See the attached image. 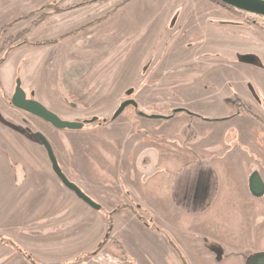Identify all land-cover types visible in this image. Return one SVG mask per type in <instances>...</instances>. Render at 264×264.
<instances>
[{
    "label": "rangeland",
    "instance_id": "rangeland-1",
    "mask_svg": "<svg viewBox=\"0 0 264 264\" xmlns=\"http://www.w3.org/2000/svg\"><path fill=\"white\" fill-rule=\"evenodd\" d=\"M33 1L0 0V24L50 2L63 6L77 0ZM120 2L112 0L52 15L0 63V89L4 92L7 86L14 89L21 78L28 97L42 101L62 118L86 121L97 117L95 121L86 122L79 130L58 129L30 114L15 119L1 104L0 121L27 126L31 134L43 132L71 180L103 204V209L123 206L121 212L113 214L116 227L99 253L76 264H131L123 249L135 264H248L250 257L245 258L250 251L264 249V198L253 197L248 175L258 170L264 177V128L257 137L256 130L250 134L249 144L239 138L227 140L228 154L222 158L213 156L210 151L214 148L204 145L202 157L194 163L187 152L163 150L159 146L163 140H158L164 138L169 146L178 143L181 150L190 149L188 143L193 141L197 149L201 143L198 139L208 142L210 134L224 138L223 129L230 123L209 125L199 120L197 139L189 129L177 135L180 116L170 130L166 125L171 122L146 119L132 105L116 119L112 117L128 98L137 100L139 109L147 113L170 115L175 107L189 106L209 118L226 114L242 103V108L264 115V51L247 49L253 48L252 40L262 42L264 17L233 13L211 0H130L116 8ZM44 12L53 13V9L42 10L37 16ZM24 21L16 23L10 33L29 28L31 20L26 25ZM237 32L241 36L237 37ZM44 41L49 42L34 45ZM237 44L238 49H234ZM179 87L194 90L188 94ZM0 135V148L10 146L14 157L38 164L41 175H56L39 141L7 126ZM19 137L31 140L32 146L25 149L21 146L25 141ZM152 162L157 163L158 170ZM17 165L21 169V164ZM197 172L204 174L202 187L194 182ZM143 175L154 176L145 182ZM207 183L215 185L210 196ZM96 184L110 187L98 190ZM119 184L122 188L113 187ZM67 191L63 202H52L74 206L65 217L73 219L76 226L72 224V238H67L60 249L70 258L95 249L106 236L108 222L102 211L68 187ZM208 199L216 201V208L200 217L193 215L191 210L197 203ZM38 202L35 198L32 203ZM32 215L22 214L18 227L10 230L12 234L7 231L0 236L28 240L20 226ZM204 244L209 251L217 249L216 253L204 251ZM32 247L36 253L26 249L34 254L40 251ZM230 249L241 250L237 254Z\"/></svg>",
    "mask_w": 264,
    "mask_h": 264
},
{
    "label": "crops",
    "instance_id": "crops-1",
    "mask_svg": "<svg viewBox=\"0 0 264 264\" xmlns=\"http://www.w3.org/2000/svg\"><path fill=\"white\" fill-rule=\"evenodd\" d=\"M35 2H37V1L34 0L31 3H35ZM24 22L26 25V21H24ZM1 27H2V23L0 24V28ZM232 32L233 31H231V33ZM235 33L236 32L234 31L233 36L236 35ZM237 33L239 34V35H237V37L241 36V34L239 32H237ZM262 38H263L262 42L252 40L251 42L253 44V46H252L253 48H247V49L259 48L260 50L264 51V44H263L264 43V37H262ZM238 45L239 44H237V46H235V47L233 45L232 47L234 49L235 48L238 49ZM254 55L257 56L258 54L254 53ZM250 57H252V56H250ZM254 59L256 60L257 58L254 57ZM23 66H25V64ZM195 82L196 81L192 82L191 84H193ZM27 85L30 87L32 84H30V82L27 81ZM10 86H11V84H9V87ZM7 87H5V93H7L8 97H11L13 95V94H11V91L13 90V93H14L15 87H14V89H13V86L10 89H8ZM185 89L188 90V94L191 93L192 90H194L193 87H187V88L179 87V90L183 91ZM41 99H43V98H41ZM0 104L3 107H6L9 110V112L12 114L11 116L14 117L15 119H17V116H19V117L23 116L21 114H23L24 111L16 108L8 100L0 98ZM235 110L236 109L231 110V111L227 112L226 114H223L220 116H209V119H200L199 117H192L189 115L184 116L183 114H181V115L177 114L174 117L165 119L164 122H171L170 124L166 125V127H168V130H170V128H173V126L175 125L176 119L180 116L181 120H179V121H181V123L179 125L177 135H179L180 131H183L185 129H189L188 131H193L197 135V133H198L197 132V125H201V122H203V121H207L209 125H211V124L219 125V124H223V123H230V126L227 129H223L225 132L224 133L225 136H223L224 138L220 137V139H216L215 135L211 137L210 136L211 134H210L209 138H208V139H210V141H208V142L203 141L202 138L199 139L198 142H201L202 144L197 143V149H195L194 151H191V146H189L190 149H185V150L182 149L181 150V146L178 143L176 145L175 142H171L172 144L170 145L171 146L170 147L167 144L168 142H164V140H165L164 138H162L161 140H158L159 142H161L163 140L162 144H160L159 146L163 147V150L169 151L171 153H173L174 151L176 152V154H179L180 152H183V153L187 152L188 154H190L192 156V159H194V161H193L194 163L196 162V160H199V158L202 157L200 155L202 152H204L203 151L204 145L207 148H209V147L214 148L215 153H217L216 155L219 156V158H221L222 156L225 155V153L228 154L226 149L228 146H230L229 144H226V141L229 140V139H227V131H229L231 129H236L234 139H236L237 135L239 134L240 137L243 138V139H241L243 141V140H248V138L251 136L250 134L255 129H258L259 127H261L259 122H257L255 119H253L252 117H250L247 114H242L240 116L233 117L231 119H229V118L224 119V120H216L215 119V118L226 117L230 113L234 112ZM24 114H26V113H24ZM201 115H203V114H201ZM19 117H18V121H20ZM20 122H22V121H20ZM26 122L28 123L27 120H26ZM22 123H24V122H22ZM4 126H7V125H5L4 123H2L0 121V131L2 130V128L4 129ZM158 126H159V128H161L160 123L158 124ZM226 127L227 126L222 127V128H226ZM8 128L12 129L10 127H8ZM175 129H177V128H175ZM161 131H162V128H161ZM165 131H167V130H165ZM171 132L174 133V130L171 129ZM17 133L24 137L23 134H21L19 132H17ZM161 133H163V132H161ZM163 135L164 134H162V135L158 134L157 136L163 137ZM197 137H199V136H197ZM225 137H226V139H225ZM19 138H20V141H22V140L25 141L21 144V146H25V149H28V147H26V146H32L31 140H29L27 138L22 139V137H19ZM230 140H232V139H230ZM248 141H250V140H248ZM195 143L196 142L194 141V144ZM188 144L190 145L193 143H188ZM172 146L176 147L175 150H173L174 147H172ZM223 149H224V151H223ZM158 150L159 149H156L154 152V154H156V159H157V155L159 154ZM210 152H211V154H213V151H210ZM219 153H221V154H219ZM14 156H16V155L13 153V150L10 146L6 147V148H4V147L0 148V234L3 232H7V231H8V233L12 234V232L10 230L15 225H16V227H18L17 223L19 222L18 221L19 217L22 214L27 215L28 212L30 214H31V212H33L32 217L28 221H26V224L20 226L21 231L26 234V236L28 237L27 238L28 240H20L19 236L11 235V236H14L13 238H15L17 241L13 238L12 239L14 241H16L23 249L28 251L32 256H34L40 263L42 262V260H46V261L52 262L53 264H62L66 260L73 258L74 256L79 254V253H77V254L73 255V257L71 256L70 258H67L66 253L64 251L62 252L60 250L61 248H63V245L66 242V239L72 238L70 235H72L73 232H70V230L73 229V226H76V224L73 223L74 222L73 219H67V217H65L67 215V213L70 212L72 208H74V206H69L66 203H64V204L58 203V202H63L64 199L67 198L66 197V196H68L67 187L61 182V180L57 177V175H41L39 173H42V171H40L38 164H36V163L31 164L30 162H27V160H25V159L23 160V158L21 159L19 157L17 158ZM18 163L21 164L20 165L21 169H19V166L17 165ZM151 164L154 166L156 165L157 170L159 169V167L157 166V163L152 162ZM20 173H21V175H20ZM153 176L154 175H143L144 181L147 182ZM178 176L179 175H173V177H175V180L180 179V176L179 177ZM194 177H195L194 182L197 185L199 183L200 186L202 187L205 183V181L203 180L204 175H194ZM74 182H76V181H74ZM76 183L78 184V182H76ZM96 185H97L98 190H101V188L104 187L101 184H96ZM207 185H208V183H207ZM119 186L122 188V184L114 185L113 187L119 188ZM107 187H110V186L108 185ZM107 187L105 186L104 188H107ZM94 188H96V187H94ZM207 188L209 190L208 193L210 196L212 194L210 192V189L212 190V185L211 186L208 185ZM42 194L44 195V197H38V196H42ZM70 195H71V193H70ZM99 195L102 196L103 194H99ZM226 196H230V195L226 194ZM226 196H225V199H226ZM35 198H39V202L36 204L35 203L33 204L32 202ZM53 199H55L56 201L59 199L57 202L58 204H56L55 202H52ZM209 199L207 200V202L206 201L205 202L199 201L197 203L196 207L193 210H191L193 212V215L200 217L201 215H206L207 212L210 213L213 209H215L217 206L216 201L215 202L209 201ZM223 201L224 202H231V200H226V201L223 200ZM111 206H113V205H111ZM111 206H109V207H111ZM174 207L178 208L177 205H174ZM178 209L180 210V208H178ZM181 210H183V209H181ZM35 211H36V213H35ZM183 211H185V210H183ZM98 219L100 220V217ZM113 220L115 221V215L113 216ZM72 224H73V226H72ZM114 227H116L115 224H114ZM4 228H6V229H4ZM21 243L24 245L25 248L21 245ZM32 245H35L36 247H38L40 249V251L37 254L33 253L35 251L33 250ZM203 246H205V247H203L204 251H207V252L213 254V252L211 250H210L211 251L210 252L209 250L206 249V244H204ZM26 248L33 250V252H31L30 250H28ZM14 249L15 248L12 245H8V244L0 241V264H33L28 258H26L24 255H22L18 250H16V249L14 250ZM230 250H232L233 253L238 254L239 253L238 250H241V249H238V250L230 249ZM36 255H38V256L36 257Z\"/></svg>",
    "mask_w": 264,
    "mask_h": 264
},
{
    "label": "water",
    "instance_id": "water-1",
    "mask_svg": "<svg viewBox=\"0 0 264 264\" xmlns=\"http://www.w3.org/2000/svg\"><path fill=\"white\" fill-rule=\"evenodd\" d=\"M225 4L234 7L235 9L248 12L251 14H255L258 16L264 17V0H219ZM11 104H13L16 108L27 112L30 115L41 118L46 122L50 123L52 126L58 129H70V130H79L83 129L86 122H93L97 119V117H93L90 120L86 121H76V120H68L59 116L57 113L49 109L42 101L37 100L36 98H31L27 96L25 89L22 86L21 78H18L16 81L15 91L11 97ZM129 105H133L134 107H138V103L134 98H128L124 100L118 109L115 111L112 119H116L125 108ZM181 108L175 109V111H179ZM141 115L149 116L151 118H161L164 117L158 114L147 115L144 112H140ZM39 142L45 147L49 159L52 164V169L57 177L61 180V182L68 187L70 190L74 191L76 195L85 201L88 205L93 207L96 210H100L102 205L95 201L91 196H89L76 182L72 181L62 169L60 162L54 152L52 143L48 139V137L41 131L35 133ZM250 189L252 192H257L261 194L264 191V182L261 175H253L250 179Z\"/></svg>",
    "mask_w": 264,
    "mask_h": 264
},
{
    "label": "trees",
    "instance_id": "trees-1",
    "mask_svg": "<svg viewBox=\"0 0 264 264\" xmlns=\"http://www.w3.org/2000/svg\"><path fill=\"white\" fill-rule=\"evenodd\" d=\"M109 0H80V1H76V2H70L67 3L63 6H59L58 3H49L44 5L43 7H41L40 9H37L35 11L29 12L23 16H20L19 18L15 19L14 21H11L10 23L6 24L3 28L2 31L0 33V35H3L4 32L9 29L16 21L22 20V19H28L30 17H32L37 11H41V10H46V9H53V13H43L41 14L37 19H35L31 25V27L26 28L24 30H22L21 32H19L17 35L13 36L12 38H10L8 41H6L7 47L5 48L6 50L4 51V56L2 57L1 61H5L7 53L13 49L14 47L18 46L20 44V41L22 39H24L26 36H28V34L36 27H38L41 23H44L46 20H48L49 18H51L52 15H56V14H62L65 12H69L72 10H76L79 8H83V7H87V6H91V5H95V4H102L105 3ZM130 0H121V2L116 6V8H118L120 5L129 2ZM212 2L220 5L221 7H223L224 9H227L233 13H238L239 11L235 10L233 7H231L228 4L223 3L222 1L219 0H211ZM239 14V13H238ZM106 16L98 18L96 20H94L92 23H89L87 26H92L94 24H97L98 22L102 21L103 19H105ZM86 26V27H87ZM79 30V29H77ZM77 30L70 32L69 34H74L77 32ZM81 30V29H80ZM27 40L25 39L24 42H26ZM22 42V41H21ZM49 41H44V42H36L34 43V45H41V44H48ZM11 102V98L9 100ZM240 106V105H239ZM243 106V105H242ZM239 109V107H238ZM2 122H4L5 124L11 126L12 128H14L15 130H17L18 132L26 135L27 137H29L31 140H35V141H39L36 137L35 134H31L29 131H27V129H25L24 127L9 123V122H5L2 120ZM123 210V206H119L116 207L112 210H106L103 209V207L100 209V211H102L104 213V217L106 218L107 222H108V230L106 233L105 238L99 243V245L91 250V251H87L84 253H80L76 256H74L73 258H70L68 260H66L64 263L62 264H76L78 262H80L81 260H83L84 258H88V257H92L95 256L96 254L99 253V251L103 248V246L106 244V242L110 239L111 233L113 231V214L115 213H119ZM0 241L4 242L6 244L12 245L16 250H18L22 255H24L26 258H28L33 264H41L34 256H32L28 251H26L25 249H23L16 241H14L13 239H7L3 236H0ZM118 242V241H117ZM120 243V242H118ZM121 244V243H120ZM123 254L125 255V258L128 259L130 261L131 264H135V262L130 259L124 249H123Z\"/></svg>",
    "mask_w": 264,
    "mask_h": 264
},
{
    "label": "flooded vegetation",
    "instance_id": "flooded-vegetation-1",
    "mask_svg": "<svg viewBox=\"0 0 264 264\" xmlns=\"http://www.w3.org/2000/svg\"><path fill=\"white\" fill-rule=\"evenodd\" d=\"M77 1H80V0H77ZM109 1H112V0H109ZM76 2V1H75ZM50 3H54V2H50ZM68 3H70V2H68ZM47 4H49V3H47ZM46 5V4H45ZM58 5L59 6H61V4L60 3H58ZM44 6V5H43ZM43 6H41V7H43ZM41 7H39V8H34L33 10H30L29 12H32V11H35V10H37V9H40ZM234 8V7H233ZM235 9V8H234ZM235 10H237V9H235ZM42 11V10H41ZM43 11H45V10H43ZM237 11H239V10H237ZM28 12V13H29ZM40 11H37L32 17H30V18H28V19H22V20H19V21H24V20H26V21H29V20H31V23H30V27H31V25H32V23H33V21L35 20V19H37L41 14H43V13H41L40 15H38L37 16V14L39 13ZM239 12H242V11H239ZM45 13V12H44ZM246 13H248V12H246ZM25 14H27V13H25ZM25 14H22V15H20V16H23V15H25ZM63 14V13H62ZM251 14V13H250ZM57 15H60V14H57ZM253 15H255V14H253ZM19 16V17H20ZM37 16V17H36ZM258 16V15H257ZM18 17V18H19ZM262 17V16H261ZM17 19V18H16ZM15 20V19H14ZM14 20H12V21H14ZM19 21H16L9 29H7L5 32H4V34L3 35H0V63H2V61H1V59H2V57L4 56V51L6 50L5 48L7 47V44H6V41H8L10 38H12L13 36H15V35H17L18 33H10V30H11V28L16 24V23H18ZM47 21V20H46ZM45 21V22H46ZM11 22V21H10ZM10 22H8V23H10ZM8 23H4L3 25H2V27L0 28V33H1V31H2V28L6 25V24H8ZM14 91H15V89H14ZM34 94V93H33ZM28 96V95H27ZM12 97V96H11ZM11 97H8L7 96V93H5L4 92V90L2 89H0V98H3V99H6V100H10V98ZM137 101V100H136ZM10 102V101H9ZM11 103V102H10ZM138 103V102H137ZM13 105V104H12ZM241 105H244V104H242L241 103ZM133 106V105H132ZM134 107V106H133ZM127 108V107H126ZM125 108V109H126ZM136 110H138V113H139V115L140 116H142V117H144V118H151V117H149V116H145V115H141V113L140 112H144V113H146L147 115H151V114H158V115H162V116H164V117H161V118H151L152 120H165V119H168V118H171V117H174V116H176L177 114H183V113H187V115H189V116H192V117H199V118H204V119H209L208 117H205V116H203V115H201V114H199V113H196V112H194V111H192V110H190L189 109V107H185V106H179V107H175V108H173V111H172V113L170 114V115H166V114H160V113H147V112H145V111H142V110H140L139 109V104H138V107H134ZM178 108H181V110H179V111H175V109H178ZM125 111V110H124ZM123 111V112H124ZM24 113H26L27 114V112H24ZM122 114V113H121ZM120 114V115H121ZM242 114H247V115H249L250 117H252L253 119H255L257 122H259L260 123V125H261V127L262 128H264V115H260V114H258V113H255L254 111H252V110H250V109H248L247 107L245 108H242V106L241 107H239V109L237 108L234 112H232V113H230L228 116H226V117H221V118H215L216 120H224V119H231V118H233V117H237V116H240V115H242ZM33 116V115H32ZM35 117V116H34ZM21 118H23V116L21 117ZM20 118V119H21ZM35 118H37V119H39V120H42V121H44V122H46L45 120H43V119H41V118H38V117H35ZM211 119V118H210ZM20 121H22V122H25V124L27 123L26 122V120H24L23 121V119H21ZM9 122V121H8ZM4 123V122H3ZM9 123H12V124H14L13 122H9ZM46 123H48V122H46ZM5 124V123H4ZM28 124V123H27ZM48 124H50V123H48ZM7 125V124H6ZM16 125V124H15ZM51 125V124H50ZM158 125V124H157ZM8 127H10V128H12L11 126H9V125H7ZM24 127V126H23ZM261 127H259L258 129H255L256 130V137H257V135H259V133H261L262 132V129H260ZM24 128H26L28 131H29V129H28V127L27 126H25ZM56 128V127H55ZM13 130H15L14 128H12ZM233 130V132H230V131H232ZM15 131H17V130H15ZM235 131H236V129H231V130H229L228 132H230L229 133V135H227V137H228V139H229V136H230V139H234V135H235ZM18 132V131H17ZM30 132V131H29ZM193 132V131H192ZM20 133V132H19ZM194 133V132H193ZM22 134V133H21ZM24 135V134H23ZM239 135V134H238ZM237 135V137H236V139H240L241 140V137H240V135L238 136ZM25 136V135H24ZM195 136H197L196 134H195ZM197 139H198V137H197ZM229 139V140H230ZM199 140V139H198ZM242 141V140H241ZM244 141V142H243ZM242 142L243 143H246V144H249V141H247V140H243ZM190 143H193V141H191ZM53 146V145H52ZM191 146V151H194L195 149H194V145H190ZM44 147V146H43ZM45 148V147H44ZM54 149V148H53ZM46 150V149H45ZM47 152V151H46ZM55 152V151H54ZM56 154V153H55ZM217 153H215V151H213V156H216L217 157V155H216ZM47 155H48V153H47ZM49 157V156H48ZM218 158V157H217ZM222 158V157H221ZM50 160V159H49ZM51 162V161H50ZM52 165V164H51ZM66 174V173H65ZM194 175H204V174H201L200 172L198 173H195ZM206 175H211V174H206ZM248 175H250V177H249V185H250V179H251V176H253V175H261V177H262V179H263V182H264V177H263V174L261 173V172H259L258 170H252L251 172H249L248 173ZM212 185V184H211ZM214 186L215 185H212V190L214 191ZM250 191H251V189H250ZM251 194L253 195V197L254 198H256V199H261V198H264V191L261 193V194H258L257 192H252L251 191ZM258 212V211H257ZM113 223H114V220H113ZM114 226V225H113ZM114 228V227H113ZM206 246H207V244H206ZM216 250L217 249H214L212 252H214V253H216ZM250 252H252V253H250L245 259H247L248 257H250V261H249V263L248 264H264V249H257V248H255V249H253L252 251H250Z\"/></svg>",
    "mask_w": 264,
    "mask_h": 264
}]
</instances>
